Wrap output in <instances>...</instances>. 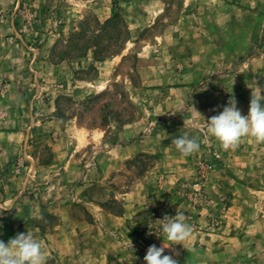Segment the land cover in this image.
<instances>
[{
	"label": "rangeland",
	"instance_id": "obj_1",
	"mask_svg": "<svg viewBox=\"0 0 264 264\" xmlns=\"http://www.w3.org/2000/svg\"><path fill=\"white\" fill-rule=\"evenodd\" d=\"M152 1L0 9L16 40L0 42V240L32 232L46 264H145L150 245L172 243L159 219L178 213L192 226L165 248L178 264H264V142L225 149L205 125L230 98L247 115L264 88V0ZM120 127L131 156L100 177V209L61 198ZM184 133L199 144L188 156L173 142ZM122 193L151 205L107 216L124 217Z\"/></svg>",
	"mask_w": 264,
	"mask_h": 264
},
{
	"label": "clouds",
	"instance_id": "obj_2",
	"mask_svg": "<svg viewBox=\"0 0 264 264\" xmlns=\"http://www.w3.org/2000/svg\"><path fill=\"white\" fill-rule=\"evenodd\" d=\"M252 89V88H251ZM264 88L256 85L252 89L247 115H242L236 106V100L230 98L227 106L217 115L211 116L205 125L208 133L225 149L235 146L242 137L251 136L264 142ZM177 150L188 156L199 149L195 138L188 133L174 139ZM160 221V230L168 241L162 247L150 245L143 257L145 264H178L171 255L164 254L165 248L187 240L192 234V226L185 222L182 214L165 215ZM0 264H46L41 242L30 231L19 233L7 243L0 240Z\"/></svg>",
	"mask_w": 264,
	"mask_h": 264
},
{
	"label": "crops",
	"instance_id": "obj_3",
	"mask_svg": "<svg viewBox=\"0 0 264 264\" xmlns=\"http://www.w3.org/2000/svg\"><path fill=\"white\" fill-rule=\"evenodd\" d=\"M13 2V0H7V2H5V4H2L0 6V9H9L11 6V3ZM157 2V0L152 1ZM39 10L38 12L41 13ZM161 10H157L156 12L153 13L154 16H157L160 13ZM69 28V25H67L66 27H64L63 32L65 31V29ZM2 30H4L5 32L2 33ZM0 42H4V41H16L14 38L8 37V35L12 34L14 32V25L12 23V21H10L9 18H4V17H0ZM131 129V128H130ZM129 128L126 127H120L117 128L115 131H111L108 133V135L106 136H102L99 137L97 140H100L102 138H104L103 140L105 142H110V145L108 146V148L105 149H101V151H98V155L97 156V160H98V167L96 168H87L85 170V172H82V176H83V182L81 184L76 185V183L73 184V186L68 189L70 187L71 184L62 181V184H60V186L57 187V190L59 189L62 193H61V198H65L66 199H70L71 201L75 200L76 201H80V202H84L87 204H90V206H92L94 209L92 210L93 213L95 214V212H97L100 208L98 206V204L96 203V201H99L101 199H105L106 194H105V190H107L105 188V184L104 181L103 183H100L99 179L101 176H107V172L110 171L111 169H113V167L111 166V164L120 162L123 159L128 158L129 154H127V148L123 147L122 145H117L120 144V141H122L126 136L127 132L130 131ZM133 147V146H130ZM138 151H144L142 149L137 148V145H135V150L134 152H138ZM133 153V152H132ZM89 176V178H88ZM79 178H77L78 181ZM143 187L145 186V189H148L149 187L152 188V186L146 185V180H142V184ZM102 189L101 192H99V190ZM109 194V193H108ZM107 194V196H108ZM126 193H122L121 197L124 201V206H125V210L124 212H122V214H124V217H117L115 215H111V213H105L107 216H113L114 218L118 219H125V217L131 216L132 214L135 213V210L138 209H143L145 207H149V205L151 204H143V202L141 201H134V199H131L130 201L128 200V197H132L130 194H126ZM124 195V196H123ZM132 195L134 196V194L132 193ZM70 197V198H67ZM134 207V210H132ZM96 210V211H95ZM59 214H70L69 212H63L62 210L59 211ZM100 214V213H98ZM57 236H61L62 234H58ZM106 249L103 248V252L102 254H104L105 252L109 253L110 252V248H108L107 246H105ZM113 248H111L112 251ZM56 251V256H58V250ZM117 252L121 251V248H119V250H116ZM61 253V251L59 252ZM63 253V251H62ZM67 253V252H66ZM63 258V257H62ZM62 264H73L72 262L63 260Z\"/></svg>",
	"mask_w": 264,
	"mask_h": 264
}]
</instances>
